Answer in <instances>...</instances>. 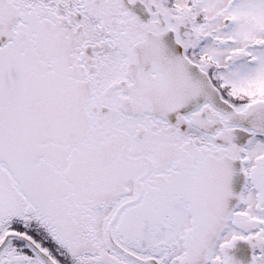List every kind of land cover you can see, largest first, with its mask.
<instances>
[{
  "label": "snow or ice",
  "instance_id": "1",
  "mask_svg": "<svg viewBox=\"0 0 264 264\" xmlns=\"http://www.w3.org/2000/svg\"><path fill=\"white\" fill-rule=\"evenodd\" d=\"M139 3L0 0V264H264V0Z\"/></svg>",
  "mask_w": 264,
  "mask_h": 264
},
{
  "label": "flooded vegetation",
  "instance_id": "2",
  "mask_svg": "<svg viewBox=\"0 0 264 264\" xmlns=\"http://www.w3.org/2000/svg\"><path fill=\"white\" fill-rule=\"evenodd\" d=\"M125 3H126V6L130 7L142 19H147L148 18V14L144 10L143 5H141L139 3V0H136V3L132 4V5H128L127 4V0H125ZM168 38H170V34H169ZM239 167H240L239 162H233V168H234L235 171H234V175L232 177L231 187H232V190L234 192H239L241 190V188H242L243 183H244V176H243V174L241 172H239ZM231 202H234V200L231 201Z\"/></svg>",
  "mask_w": 264,
  "mask_h": 264
}]
</instances>
